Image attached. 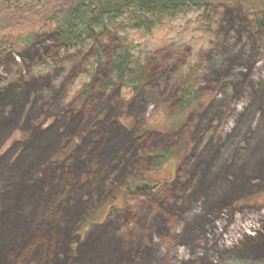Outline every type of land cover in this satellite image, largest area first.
<instances>
[{
  "label": "rangeland",
  "instance_id": "obj_1",
  "mask_svg": "<svg viewBox=\"0 0 264 264\" xmlns=\"http://www.w3.org/2000/svg\"><path fill=\"white\" fill-rule=\"evenodd\" d=\"M206 12L213 23L210 43L193 54L188 36H181L185 42L165 43L157 35L145 79L131 94L100 87L107 58L120 42L115 33L99 36L106 59L89 86L78 77L91 50L66 51L56 29L0 56V243L5 244L0 264H43L58 250L61 224L58 248L66 258L57 264H92L85 261L91 251L105 261L107 239L134 243L136 250L142 246L134 264H264L259 252L264 245L250 241L264 233V29L253 33L237 5L208 6ZM47 56L53 67L35 70ZM188 62L199 101L181 113L175 103ZM37 141L45 148L33 154ZM161 149L173 152V177L160 191H128L122 181L134 170L147 171L152 152ZM200 158H208L210 167H200ZM56 167L60 176L45 197L31 206L19 203L25 215L10 210L29 179L37 183V175L52 174ZM72 170L90 185L81 195L80 187L71 188ZM252 176L259 178L255 185L248 184ZM98 186L104 190L100 198ZM90 188L94 201L71 220L75 213L60 194L65 191L67 200L71 193L75 200L78 192L79 199L89 200ZM162 203L163 217L158 215ZM90 215L95 222L86 225ZM20 227L30 233L19 248L11 238ZM40 231L48 240L31 250ZM236 245L261 254L235 250Z\"/></svg>",
  "mask_w": 264,
  "mask_h": 264
},
{
  "label": "trees",
  "instance_id": "obj_2",
  "mask_svg": "<svg viewBox=\"0 0 264 264\" xmlns=\"http://www.w3.org/2000/svg\"><path fill=\"white\" fill-rule=\"evenodd\" d=\"M220 4H231L240 7L250 30L257 35L262 33L264 29V0H0V56L16 46L29 45L41 32L56 29L59 34V40L64 45L63 47L66 51H76L80 49L91 50V58L84 72L81 73L82 75L78 77V79H81V77L85 78V80L82 79V81L89 86L106 59V55L100 45L99 36L100 34L107 35L115 33L118 35L120 42L107 58L106 75L100 87L105 91L118 88L122 93L131 94L140 87L145 79L147 61L155 47L153 44H155L156 36L159 35L161 40L165 43L185 42L181 36H188L186 38L190 43L188 42L189 44L187 45L192 47L193 54L197 53L210 43L214 34L213 23L206 12L207 7ZM181 25L183 27H181ZM172 30H176V36ZM193 54L191 58L194 57ZM191 62L184 65L185 75L181 87L178 90L175 103L178 112L181 113L187 112L189 108L193 107L199 101L197 87L187 76ZM53 65V59L47 56L35 63L33 68L35 70H49ZM1 97L4 98V94L0 93V98ZM8 97L10 98L11 95ZM8 97L5 96V99ZM83 115L82 113L81 116ZM80 122L82 123L83 120ZM38 142L39 141H37V143ZM49 142L50 145L53 143V141ZM45 144L46 143L39 142V145L34 148L33 154L41 153L45 148ZM25 156V158L28 156L30 157L31 153ZM173 156V152L169 149L153 151L149 159L150 163L147 166V171L139 169L134 170L128 178L122 181V185L130 191L132 189V184L138 182L143 191H152L154 189L160 191V187H162L164 183H167L174 175V168L172 167L175 160ZM122 158H125V156ZM207 159L204 160V158H200L198 162L199 166L204 168V165H208V167H210L208 163H205ZM121 164L122 163L118 164L116 167L120 168ZM168 168H172L171 173L167 171ZM58 169L59 167H56L52 174L47 172L43 177L37 175L40 178L37 183L32 184V180L29 179L27 182L30 186L26 188V191L24 190L22 193L16 195L15 206L13 205L10 210L16 214L25 215L24 211H22V207L17 208L19 203L25 201L24 203L28 202L31 206L35 200L38 201V199H42L43 196L45 197L47 187L53 183H57L58 176H60ZM62 170L65 172L66 165L63 164ZM63 174L64 173H62V175ZM135 177L139 178L137 179ZM69 178L73 180V183H71L73 191L80 187V195L83 188L87 189L88 186H90L86 182H81L74 170L69 174ZM205 180H207V177ZM228 180L231 183H236V180L233 178ZM258 181V177L255 178L252 176L249 178L250 183L248 184L255 185ZM39 183L41 184L38 185ZM99 187L100 186H98V190L95 192L97 197L100 198L104 190L101 188L99 189ZM200 189L201 187H198V191H200ZM70 190L72 191V189ZM89 192L92 195L91 188ZM79 194L77 192L74 195L75 200L70 199L73 198L71 193L70 198L67 200H64L65 191L60 194L61 202L67 203L66 209L75 213L71 220L80 217L84 209H86L85 206L90 205V203L94 201L93 195L87 200L82 196L81 199H79ZM162 205L163 214L167 206L165 203H162ZM185 206L186 202H183L180 208L183 207L185 210ZM241 208L235 207L234 210L237 211ZM210 213L214 215L211 220H214L216 215L212 211L209 212V214ZM158 215L163 217L165 213L163 215L158 213ZM90 216L85 219L86 225L95 222L92 216ZM32 224L34 225V223ZM53 227L55 228V225H53ZM27 228L29 229V227ZM64 228L65 225L61 224V228L59 229L60 232L56 233L58 236L55 234V238L58 239L56 248L59 251L56 250L53 255H48V258H45L43 261L44 263L46 261L50 264L65 262L62 261L61 258L65 260L66 251L62 250L63 248H58L60 247L58 245H62V234H64L62 232L65 230ZM17 231L18 233L14 236L15 238H11L14 247H19L24 241V238L30 233L29 231L25 233L23 227H20ZM37 232L38 231H35V233ZM39 233H41V236L37 234L32 244L28 246V248H32L31 250L36 249L37 242H43L44 239L45 241L48 240L46 233H42V231ZM48 233L53 238L54 234H52L51 229ZM65 236L67 237V235ZM251 238L250 241L253 239L258 240L254 241L252 245L255 243H258L259 246L264 245V233H262V235L259 233L258 235H251ZM107 242L108 244L105 246H107L108 250L106 251L109 254L106 255L107 259H105V261L99 259V256H97L99 254H97L96 257H92V251L85 257L87 258L85 261L88 262V260H91L92 264H105L108 262L107 260H109L108 264H134L139 253L143 250L142 246L137 250L134 249V243L124 246L122 241L115 243V241L107 239ZM4 245L0 243V248ZM117 245L120 247L116 248ZM241 246L242 245H236L232 248L235 250L243 248L248 251L247 254L252 256H259L262 253L261 256L264 257V249L259 251L261 253H255L251 251V247L245 248ZM28 248L27 252L29 251ZM128 250L130 252H128ZM144 251H147V249ZM28 262L30 261L28 260L27 264ZM48 262L46 264H48ZM76 264H78V262ZM207 264L215 263L210 260Z\"/></svg>",
  "mask_w": 264,
  "mask_h": 264
},
{
  "label": "water",
  "instance_id": "obj_3",
  "mask_svg": "<svg viewBox=\"0 0 264 264\" xmlns=\"http://www.w3.org/2000/svg\"><path fill=\"white\" fill-rule=\"evenodd\" d=\"M139 185H140V184H138V182H137V183H133V184H132V189H131L130 191H131V192H132V191H135V190H142V191H143L142 187H140Z\"/></svg>",
  "mask_w": 264,
  "mask_h": 264
}]
</instances>
